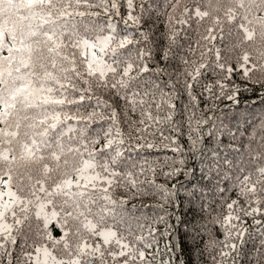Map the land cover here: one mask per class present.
Here are the masks:
<instances>
[{
    "label": "snow or ice",
    "instance_id": "snow-or-ice-1",
    "mask_svg": "<svg viewBox=\"0 0 264 264\" xmlns=\"http://www.w3.org/2000/svg\"><path fill=\"white\" fill-rule=\"evenodd\" d=\"M248 96L264 0H0V264H264Z\"/></svg>",
    "mask_w": 264,
    "mask_h": 264
},
{
    "label": "trees",
    "instance_id": "trees-1",
    "mask_svg": "<svg viewBox=\"0 0 264 264\" xmlns=\"http://www.w3.org/2000/svg\"><path fill=\"white\" fill-rule=\"evenodd\" d=\"M242 103L247 104L248 107H252V104H255V107H252V110L259 115L262 110H264V105H261L259 100L256 97L248 96L241 98ZM222 109L224 108L223 105L220 106Z\"/></svg>",
    "mask_w": 264,
    "mask_h": 264
}]
</instances>
